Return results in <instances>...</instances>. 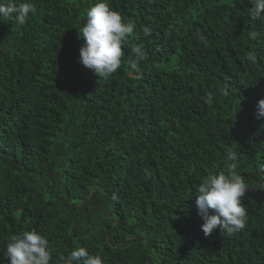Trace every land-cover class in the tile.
Here are the masks:
<instances>
[{"label": "trees", "instance_id": "1", "mask_svg": "<svg viewBox=\"0 0 264 264\" xmlns=\"http://www.w3.org/2000/svg\"><path fill=\"white\" fill-rule=\"evenodd\" d=\"M30 2L25 24L0 19V256L35 229L51 264L76 247L103 264H264V19L250 0H108L136 29L102 78L79 63L96 0ZM229 151L247 223L205 236L196 188Z\"/></svg>", "mask_w": 264, "mask_h": 264}, {"label": "clouds", "instance_id": "2", "mask_svg": "<svg viewBox=\"0 0 264 264\" xmlns=\"http://www.w3.org/2000/svg\"><path fill=\"white\" fill-rule=\"evenodd\" d=\"M250 18L264 19V0H250ZM35 15L36 8L30 0H0V19H13L23 25L29 14ZM136 24L126 22L122 16L110 7L108 0H96L86 11V20L79 31L83 44L79 50V63L91 70L99 78L116 73L122 64L124 55L122 46L127 38L134 33ZM145 36L151 35V29L142 28ZM251 38L257 33L251 32ZM202 42L206 41L203 34L199 35ZM138 60H143L145 53L142 47L133 48ZM248 59L256 60V54H249ZM223 96L229 95L228 86L220 89ZM213 95L204 97L205 103H211ZM257 118L264 119V98L257 105ZM226 171L210 174L202 178L196 188L195 205L197 214L202 219L201 230L205 236L219 229L232 235L245 228L247 212L242 203L247 185L245 178L238 172V154L227 153ZM0 256V264L7 258V264H51L53 249L48 239L35 229L23 230L11 236ZM58 264H103L100 255L92 254L85 247L74 248L67 257H61Z\"/></svg>", "mask_w": 264, "mask_h": 264}]
</instances>
